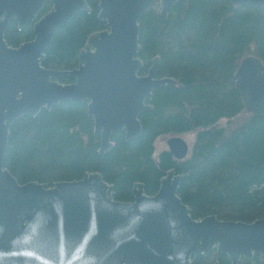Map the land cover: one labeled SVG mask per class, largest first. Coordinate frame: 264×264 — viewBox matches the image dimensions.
Masks as SVG:
<instances>
[{
	"label": "water",
	"instance_id": "obj_1",
	"mask_svg": "<svg viewBox=\"0 0 264 264\" xmlns=\"http://www.w3.org/2000/svg\"><path fill=\"white\" fill-rule=\"evenodd\" d=\"M180 0H100L99 18L105 29L91 34L73 70L43 66L45 52L58 29L79 11L90 12L87 0H0V264H191L216 250L231 264H264V218L252 223L223 221L215 215L194 219L179 196L187 174L171 169L156 194L145 185L133 186V201L115 199L100 173L82 179L20 183L5 166L11 127L25 115L51 110L61 102H87L100 153L114 147L112 135L126 139L142 133L140 115L153 110L157 86H175L170 77L156 76L160 58L148 73L139 58L140 18L159 2L161 15ZM50 2L52 8L38 19ZM234 6L263 8L264 0H231ZM15 21L23 29L35 21L34 38L11 47L5 33ZM71 76L72 84L62 79ZM236 88L248 112L264 103V63L257 56L242 59ZM176 161L191 153L181 136L168 139ZM214 264H219L216 261Z\"/></svg>",
	"mask_w": 264,
	"mask_h": 264
},
{
	"label": "trees",
	"instance_id": "obj_2",
	"mask_svg": "<svg viewBox=\"0 0 264 264\" xmlns=\"http://www.w3.org/2000/svg\"><path fill=\"white\" fill-rule=\"evenodd\" d=\"M87 3L90 12L79 11L58 29L45 52V68L73 70L89 36L105 29L100 0ZM139 23V58L144 63L140 75L159 57L156 76L177 81L175 86L155 88L149 102L154 109L140 115L141 135L127 140L124 131H116L114 147L100 153L87 102L65 101L14 122L5 166L20 183L49 186L98 172L115 199L123 202L133 201L137 182L145 185L147 195L156 194L161 179L175 169L187 174L179 196L194 219L215 215L223 221L252 223L264 218V103L248 112L235 82L245 57L254 55L264 63V7H237L231 0H180L162 16L160 3L154 2ZM34 24L29 21L19 29L11 22L5 33L8 45L31 41ZM62 81L72 84L75 79L67 76ZM188 133L195 135V142L185 160L176 161L169 151L154 158L159 137ZM216 261L231 264L226 254L218 258L216 250L191 264ZM253 261L261 264V255Z\"/></svg>",
	"mask_w": 264,
	"mask_h": 264
},
{
	"label": "rangeland",
	"instance_id": "obj_3",
	"mask_svg": "<svg viewBox=\"0 0 264 264\" xmlns=\"http://www.w3.org/2000/svg\"><path fill=\"white\" fill-rule=\"evenodd\" d=\"M220 123L222 125H225L227 123V120H221ZM172 136H174V135H163L155 141L154 158L158 159L162 152L169 150L168 145H167V141ZM180 136L183 137L187 141V143L189 144L191 151H192V148H193V145L195 142V135L188 133V134H182Z\"/></svg>",
	"mask_w": 264,
	"mask_h": 264
},
{
	"label": "flooded vegetation",
	"instance_id": "obj_4",
	"mask_svg": "<svg viewBox=\"0 0 264 264\" xmlns=\"http://www.w3.org/2000/svg\"><path fill=\"white\" fill-rule=\"evenodd\" d=\"M47 4H50V5H51L50 2H48ZM47 4H46V5H47ZM46 5H45V6H46ZM44 8H45V7H44ZM51 8H52V5L50 6V10H51ZM43 10H44V9H43ZM43 10H42V11L40 12V14L38 15V19L42 17V16H41V17H39V16H40L41 13L43 12ZM50 10H49V11H50ZM49 11H47V12H49ZM47 12H46V13H47ZM46 13H45V14H46ZM45 14H44V15H45ZM34 22H35V21H34ZM25 26H26V25H25ZM174 136H175V135H174ZM95 141H96V140H95ZM259 255H260V254H259ZM253 259H254V258H253ZM252 262H254V261L252 260ZM250 263H251V261H249V264H250ZM255 263H256V262H255ZM261 264H262V257H261Z\"/></svg>",
	"mask_w": 264,
	"mask_h": 264
}]
</instances>
